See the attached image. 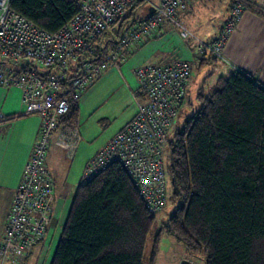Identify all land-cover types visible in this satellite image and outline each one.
<instances>
[{"label":"trees","instance_id":"1","mask_svg":"<svg viewBox=\"0 0 264 264\" xmlns=\"http://www.w3.org/2000/svg\"><path fill=\"white\" fill-rule=\"evenodd\" d=\"M143 4L103 31L88 56L100 57L146 16L149 6L135 14ZM10 8L48 32L77 11L73 0H10ZM197 97L198 109L168 141L173 211L153 239L150 264L161 233L203 264H264V87L235 71ZM76 118L70 102L58 124ZM155 220L120 164L110 163L76 187L49 264H142Z\"/></svg>","mask_w":264,"mask_h":264},{"label":"built area","instance_id":"2","mask_svg":"<svg viewBox=\"0 0 264 264\" xmlns=\"http://www.w3.org/2000/svg\"><path fill=\"white\" fill-rule=\"evenodd\" d=\"M77 11L54 32L40 29L0 0V86L20 90V114L36 115L39 124L29 157L15 187L0 238V264H22L43 240L52 213L53 181L46 162L51 132L55 142L75 155L78 127L58 124L59 116L77 103L86 87L108 66L117 64L132 44L168 22L179 37L192 38L199 53L225 61L224 45L238 24L245 6L231 0L228 16L209 42L190 31L178 16L188 0H159L145 4L153 11L140 18L112 42L101 56L89 57L101 33L139 1L73 0ZM188 61L147 62L137 66L135 77L141 100L123 125L83 167L81 182L91 179L110 163H118L129 177L147 211L156 214L167 201L164 156L168 131L183 106L190 78ZM16 114V113H13ZM10 114L0 110V121ZM193 263V261L191 262Z\"/></svg>","mask_w":264,"mask_h":264},{"label":"crops","instance_id":"3","mask_svg":"<svg viewBox=\"0 0 264 264\" xmlns=\"http://www.w3.org/2000/svg\"><path fill=\"white\" fill-rule=\"evenodd\" d=\"M249 1V5L245 7L238 24L224 45L225 61L214 59L208 53H199L194 39L182 38V53L191 64L190 78L185 86V102L189 103L193 95L196 98V94L204 89L205 81L210 82L208 89L211 90L219 77L235 71L248 75L264 87V0ZM230 2L231 0H227L226 7L223 8L218 22L208 31L207 37H201L193 30L188 29L203 41H211L228 16ZM162 31H154L148 36H143L141 41L144 42H141V46L128 59L121 58L119 64L108 66L83 92L77 103L76 122L79 131L77 148L80 146V150L76 158L75 156L68 157L66 149L56 144L58 129L55 128L51 132L46 153V162L53 181L52 220H50V224H54L55 227L59 226V233L75 189L81 182L83 164L130 120L134 112L135 103L131 102L136 95L139 97L138 91L134 93L136 79L134 68L147 62H158L168 54L170 42ZM161 33L162 35L156 38ZM117 91L125 96L129 95L132 100L125 98L121 101L120 104L122 103V105L118 109L121 113L119 115L115 113L116 116H113L112 120L104 116L103 119H106L107 122H109L108 120H110L109 123L115 121L116 124L90 150L86 140L92 139L93 136L88 135L85 129L87 125L85 118L91 112V108L98 105L101 100V103L103 102L106 94H113ZM19 96L20 90L17 87L5 88L0 86V110L10 114L9 118L0 121V238L12 203L13 192L29 157L39 124V118L36 115L20 114ZM128 105H130L129 111H127ZM79 123L82 126V131L79 128ZM43 246L44 239L34 250L35 254L27 258L22 264H36Z\"/></svg>","mask_w":264,"mask_h":264},{"label":"rangeland","instance_id":"4","mask_svg":"<svg viewBox=\"0 0 264 264\" xmlns=\"http://www.w3.org/2000/svg\"><path fill=\"white\" fill-rule=\"evenodd\" d=\"M241 1L244 3L245 7H247L250 3L249 0H241ZM158 2H159V0H149L145 4H157ZM145 4L140 5V6L135 8L136 17H140L143 15V12L146 8ZM226 4H227V0H188L186 8L184 9L185 11L183 9H178V11H179L178 16L183 21V24L187 28L193 30L197 35H199L201 37H207L206 34L212 28V26L218 22L221 14H222L223 8L226 7ZM113 27L116 29V26H113ZM161 30H163L162 33H164L169 39L170 49L167 52L168 54L162 60H160L158 62H168L174 58L179 59V60H183V61H188L187 57H185L184 54L182 53L181 49L183 47V40L181 37H179V35L177 33V29L173 25H171V23L166 22L160 27L159 30H157V32H160ZM162 33L158 34V36L156 38L161 36ZM105 37H106V40L109 39L110 38V32H107ZM141 42H144V41H141ZM140 44H142V43H138L136 45H135V43L132 44L131 47L128 49L127 54L125 55V58H123V59H128L136 51V49L139 46H141ZM119 62L120 61H118L117 64H119ZM136 68H137V66L134 68V76H135V69ZM200 86H202V85H200ZM203 86H204V89L201 92L207 93L210 91L208 89L210 86L209 81H205ZM87 87H86V89H87ZM137 91H138L137 80L135 79L134 93H137ZM187 97H188V95H187ZM187 97H186V99H187ZM125 98L127 100H132L131 97H129V95L125 96L123 93H120V92L118 93V91L113 93V94L112 93H110L108 95L106 94V98L103 100V102L101 103V101H102L101 100L98 105H96L94 108L90 109L91 112L89 114L87 113L88 115L85 118L87 125H86L85 129H86L88 135L93 136L92 139L86 140V142L88 143V148L90 150H92L95 147V145L98 142H100V140H102V138L105 135H107L109 133L112 126L114 124H116L115 121H112L113 124L109 123L110 120H108L109 122H107L106 119H103L104 116H106L107 119L111 118V120H112L113 116H116L115 113H118V115H119L121 113V111H118V109H119V106L122 105V103L120 104V102L125 100ZM196 98H195V95H193V97H191V100L189 101V103L185 102V99H184L185 104L183 103V106L181 107L180 111L178 112L174 123L172 124L171 128L168 131V137L169 138L172 136V134L174 133L175 130L181 128L184 120L187 117H189L191 114H193L198 109L200 100L197 97V94H196ZM140 100H141L140 95H139V97H137V95H136L134 97V100H132L131 103H133V104L135 103L133 114L135 113L136 105L138 104V101H140ZM77 103H75L76 106H77ZM123 104L125 105L124 102H123ZM129 107H130V105H128V110L126 108H125V110L129 111ZM133 114H132V116H133ZM118 117H120V116H118ZM73 124L77 126L76 121ZM81 127L82 126L79 123V128L82 131ZM80 134H81V132H80ZM76 143H78L77 138H76ZM79 150H80V146H78V148L76 149L77 152L75 151V153H76L74 155L75 158L78 156ZM96 152H97V150L93 153V155ZM66 153H67V151H66ZM67 156L69 157L68 153H67ZM168 163H169V158H168V155L165 154V156H164V167L166 170V183H167V196H168V198H167V201H166L164 207L159 212H157L155 214L156 220H155L154 228L152 229L151 234L146 239V243H145V247H144V251H143V255H142V264H150V257H151V252H152V248H153V239L156 236L161 223L173 211V204H172V201L170 198L171 186H170V177H169V173H168ZM83 167H84V164L82 166L81 176L83 173ZM50 219L52 220V216ZM48 229H49L47 231L48 233L46 232V234L43 238L44 239V246H43V248H41V251L39 252L38 260H37L36 264H49L51 255L54 251L60 227L59 226L55 227L54 224L51 223ZM36 248H38L37 245H35L34 249L32 250L33 254H35L34 250ZM31 255L32 254H30L28 256V258ZM185 256H187L186 258L190 259L191 262L193 260L192 264H203L201 258L193 259L192 257L191 258L188 257L184 246L180 242L175 240L172 236L165 234V233H161V235L159 236L158 242H157V246L155 249V254L153 257L152 264H180V261Z\"/></svg>","mask_w":264,"mask_h":264},{"label":"water","instance_id":"5","mask_svg":"<svg viewBox=\"0 0 264 264\" xmlns=\"http://www.w3.org/2000/svg\"><path fill=\"white\" fill-rule=\"evenodd\" d=\"M151 11H153V8H150L148 10V13H150ZM180 264H192L191 261L187 258H183L181 261H180Z\"/></svg>","mask_w":264,"mask_h":264}]
</instances>
